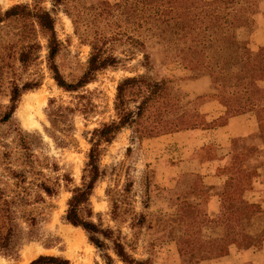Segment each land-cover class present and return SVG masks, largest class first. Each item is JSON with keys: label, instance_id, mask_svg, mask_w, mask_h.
Returning <instances> with one entry per match:
<instances>
[{"label": "rangeland", "instance_id": "1", "mask_svg": "<svg viewBox=\"0 0 264 264\" xmlns=\"http://www.w3.org/2000/svg\"><path fill=\"white\" fill-rule=\"evenodd\" d=\"M101 1H108L109 5ZM189 1L202 4L212 0H171L170 4L163 0V5L154 9L143 8L140 0H92L94 9H88L89 3L81 8L85 21L76 28L75 17L65 12L68 4L53 8L51 0H0L1 11L17 3L37 2L47 10L53 8L56 35L62 43L56 60L69 81L76 80L86 68L94 33L106 32L117 37L111 51L120 58L116 66L97 72L78 91L68 92L58 87L51 76L46 39L39 28L31 20L24 23L8 19L0 24V117L7 110L15 85L38 82L36 88L22 93L10 121L0 123V140L16 151L13 139L18 129L33 134L39 172L36 177L56 188L54 195L42 194V200L28 206L38 218L35 237L24 242L15 257L0 253V264H28L40 254L64 257L69 264H105L85 232L67 223L63 216L71 189L84 181L90 131L116 118L114 100L118 82L141 73L165 79L167 85L141 122L149 125L161 113L162 118L178 126L139 139L126 127L110 143L102 145L100 167L104 174L90 195L92 219L113 229L127 251L146 264H231L235 252L242 250L236 244L224 243L229 239L225 236L227 230L233 229L237 240L244 233L248 239L258 235L263 221L257 218L261 215L251 213L254 207L243 209L238 200L253 203L249 201L248 189L264 164V127L260 134L229 137L223 126L241 112H264V58H257L260 64L253 77L257 92H250V85H244L245 82L237 83L239 78L250 79L242 69L234 75L224 72L222 78V74L201 67L203 57L192 53L195 32L190 25L178 23L181 18L187 22L192 17L190 13L194 10L187 13L180 8L181 2ZM238 1L240 5L235 8L240 7L249 20L236 30L237 39L257 51L264 45L256 46L264 42V0ZM130 36L143 41L150 56L148 69L142 64L141 51L130 44ZM27 43H36L38 47L33 49L32 60L23 65L18 57ZM217 46L215 43L211 47ZM204 58L209 65L223 59L220 55ZM235 59L230 62L235 63ZM236 66L238 71L240 64ZM246 85L247 90L242 87ZM51 98L55 105L85 107L69 115L72 128L67 145H59L47 133L51 129L47 117ZM134 104L130 102L129 106L133 108ZM170 104L174 108L171 114L163 115ZM237 104L241 108L235 107ZM3 150L0 144V153ZM238 157L245 161L236 162ZM211 160L218 161L213 175H210ZM12 165L22 167L17 161ZM3 166L0 163V186L12 197L14 180L6 181L1 175ZM32 178L30 174L27 180ZM227 178L234 182L231 188L225 186ZM145 179L149 181V200L143 207ZM113 198L118 200L116 214ZM139 213L144 214L142 221L135 218ZM29 253L31 256L26 257ZM109 253L116 264H123L112 251Z\"/></svg>", "mask_w": 264, "mask_h": 264}, {"label": "trees", "instance_id": "2", "mask_svg": "<svg viewBox=\"0 0 264 264\" xmlns=\"http://www.w3.org/2000/svg\"><path fill=\"white\" fill-rule=\"evenodd\" d=\"M101 2L109 5L108 1ZM140 2L143 4V8L146 9H154L163 5V0H140ZM86 3L90 4L88 9H94L92 0H51L53 8L61 4H68L65 12L75 17L73 22L76 28L84 25L85 20L82 16L81 8ZM165 3L170 4L172 2L171 0H165ZM237 5H240L238 0H212L202 2V4L196 1L181 2L180 8L186 10L187 13L191 9L194 11L192 14L190 13L192 17L187 19V22L184 18H181L178 20V23L181 26L190 25L195 32L192 53L203 57L202 61L197 58V61H201L199 64L201 67L210 69L211 73L222 74V78L226 74L234 75L235 73H240L242 69L245 74L247 73L249 75L248 77L250 79L244 80L245 78H239L237 83L245 82L244 85H250L249 91L255 92L257 90L255 89L257 84L255 85L253 77L255 76V71H258L260 64L258 61L264 58V45L259 46L258 50L254 51L249 48L247 42L243 43L237 39L236 30L243 26V22L249 20L240 7L235 8ZM53 8L47 10L37 2L34 4H13L4 11L0 10V24L8 19H17L24 23L31 20L46 39L47 67L53 80L63 90L75 92L92 81L97 72L110 66H116L120 62V58L111 51L113 44L118 38L115 36L111 37L106 32L94 33L93 40L90 42L91 51L86 68L76 80L69 81L61 73L56 60L62 49V43L56 35ZM144 19V21H147L146 17ZM27 36L29 37V35ZM129 40L132 47L141 51L143 56L142 64L148 69L150 66V56L145 50L143 41L133 36H130ZM215 43H218L219 46L211 47ZM36 47H38L36 43H27L22 46L18 59L23 65H27L32 60L33 49ZM188 48L190 49V47ZM219 55L223 58L222 62L209 65L204 61V57L213 58V56L219 57ZM235 57L234 62L240 64L238 71H236V64L230 62ZM230 64L233 66H230ZM230 69L232 71H229ZM237 83H233V86L238 87ZM37 86V81H27L21 86L15 85L10 93V103L7 106V110L0 117V123L10 121L22 93ZM242 87L247 90V85ZM166 90L167 85L165 79H157L148 73L123 78L116 86L114 100L116 118L103 122L90 131L88 138L90 147L87 152V161L84 167V181L80 186H75L71 189V195L67 200V208L63 219L67 223L80 227L85 232L88 241L100 252L105 264H116L109 251H112L123 264H146V261L138 260L129 253L119 236L115 235L113 229L104 227L101 222H95L92 219L93 210L90 205V195L95 183L104 174V170L100 167V157L103 151L102 145L110 143L116 134L126 127L131 128L137 139L144 136H152L171 127H177L178 124L176 122L166 121L165 118H162L161 113L157 114L156 120H153L149 125H144L141 122L152 102H155ZM54 101L52 98L48 101L47 117L51 129H47V133L59 145L63 146L68 144L69 141L66 138L70 135L69 133L72 128L69 115H72L77 109L83 111L85 107L72 108L61 104L55 105ZM130 102L135 103L133 108L129 106ZM252 106L257 107L259 105L252 103ZM166 107L163 115L171 114V109H174L173 105L170 104ZM235 107L241 108V105L237 104ZM32 136L33 134L25 132L21 128L18 129L13 139L15 147L17 148L16 151L9 149V144L0 140V144L4 148L0 153V163L4 165V172L1 175L5 177L6 181L14 180L15 186V189H12V197H9L5 187L0 186V253L5 256L15 257L21 245L35 237L38 218L28 209L30 203L42 200V194L52 196L56 193L54 186L36 177L39 172L36 169V159L33 153L36 142L31 138ZM14 161H17L22 167L15 168L12 165ZM244 161V158L241 159L238 157L236 159V162ZM224 162L229 163V160L225 159ZM30 174L33 178L27 180ZM237 181L240 182V177ZM233 183L232 179L227 178L225 186L227 185L231 188ZM127 186L124 187L126 191L128 190ZM144 186L145 190L143 192L142 203L143 207H146L149 200V181L147 179H145ZM221 194L223 195V193ZM117 201L113 198L112 206L115 214L118 208ZM238 203L242 205L243 209L254 207L251 213L254 212L261 215V217L257 218L261 222L263 221V224L261 223V230L257 232L258 235L255 236L256 238L252 236L251 239H248L244 233L243 238L237 240L238 238L233 229L229 228L225 234L226 238L229 239L224 241V243L236 244L238 249L242 251L259 248L264 241V211L257 203L248 202L243 198H240ZM135 218L142 221L145 217L143 213H139ZM28 264H69V261L57 255L40 254Z\"/></svg>", "mask_w": 264, "mask_h": 264}, {"label": "crops", "instance_id": "3", "mask_svg": "<svg viewBox=\"0 0 264 264\" xmlns=\"http://www.w3.org/2000/svg\"><path fill=\"white\" fill-rule=\"evenodd\" d=\"M261 44H264V42H258L256 46ZM262 108L263 107H261V109ZM263 123L264 112L260 111L259 113L258 110H254L251 113H241L229 118L226 125L223 126V130L229 137H245L251 133L260 134L263 132ZM221 161L223 162L224 160L221 159ZM211 165L213 168L211 169L210 175H213L215 170L218 168V161L216 162L215 160H211ZM252 184L253 185H251L248 189L251 192V199L249 201L257 203L264 211V164L259 167L258 173L254 175ZM246 262H249L250 264H264V241L259 248L247 249L241 252L236 251L231 259V264H245Z\"/></svg>", "mask_w": 264, "mask_h": 264}, {"label": "bare ground", "instance_id": "4", "mask_svg": "<svg viewBox=\"0 0 264 264\" xmlns=\"http://www.w3.org/2000/svg\"><path fill=\"white\" fill-rule=\"evenodd\" d=\"M29 256H31V253H29V254L26 255V257H29ZM26 257H25V258H26ZM26 259H28V258H26Z\"/></svg>", "mask_w": 264, "mask_h": 264}]
</instances>
